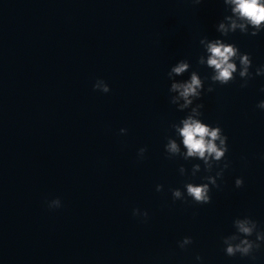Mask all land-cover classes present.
<instances>
[{
    "label": "water",
    "instance_id": "1",
    "mask_svg": "<svg viewBox=\"0 0 264 264\" xmlns=\"http://www.w3.org/2000/svg\"><path fill=\"white\" fill-rule=\"evenodd\" d=\"M224 14L222 0H0V264H264V247L253 260L222 245L237 216L264 227V76L196 101L227 134L230 166L209 203L171 194L204 173L181 175L198 161L165 152L188 111L170 103L167 72L187 58L210 74L199 39L219 36ZM225 39L251 53L252 72L264 64V32Z\"/></svg>",
    "mask_w": 264,
    "mask_h": 264
},
{
    "label": "clouds",
    "instance_id": "2",
    "mask_svg": "<svg viewBox=\"0 0 264 264\" xmlns=\"http://www.w3.org/2000/svg\"><path fill=\"white\" fill-rule=\"evenodd\" d=\"M199 4L201 0H193ZM225 14L216 24L217 37L209 38L201 36L199 44L203 51L199 55L198 63L205 65L211 72L207 76H201L200 72L191 68L187 58L177 60L167 72L170 80V103L178 110H188L178 121L171 124L172 135L166 138L164 149L169 157H181L184 160L190 158L198 161L192 164L190 173L183 164L179 167L181 175L189 174L196 178L199 173V181L188 179L184 182L183 189L175 187L171 189L173 200H186L188 197L195 203L206 204L212 199L211 188L219 187L218 180L223 177L224 170L229 168L230 161L226 159L229 150L228 136L219 123L213 124L203 119V103H197L205 92H212L215 84L226 85L236 79L237 74L241 78V87L247 85L254 76H264V64L256 66L255 71L250 69L253 64L251 53L241 51L235 42L226 37L239 31L243 34L256 36L264 32V0H222ZM191 69V70H190ZM188 72V76L177 79ZM210 83L205 87V81ZM93 88L104 93L110 91V85L103 79L97 78ZM264 93V87L260 89ZM256 107L264 110V98L257 102ZM120 133L125 134L127 129L120 128ZM145 147L138 149V157L143 158ZM264 158V154H262ZM202 161V164L200 163ZM214 173V174H213ZM235 186L241 187L244 183L242 176L235 178ZM162 184L156 185V190L161 191ZM49 209L62 206L60 197H54L46 201ZM134 216L147 218V210L134 208ZM235 231L222 237L223 251L228 256L239 254L241 257L255 259L254 253L264 247V227H260L257 220L251 216H237L232 221ZM193 243L191 236H184L177 241L181 249ZM197 262L203 261L199 254L195 256Z\"/></svg>",
    "mask_w": 264,
    "mask_h": 264
}]
</instances>
